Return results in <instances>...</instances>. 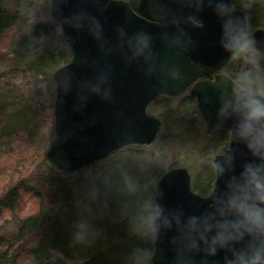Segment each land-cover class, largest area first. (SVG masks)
<instances>
[{
	"label": "water",
	"instance_id": "obj_1",
	"mask_svg": "<svg viewBox=\"0 0 264 264\" xmlns=\"http://www.w3.org/2000/svg\"><path fill=\"white\" fill-rule=\"evenodd\" d=\"M190 0H138L136 10L126 0H50L51 21H62L83 11L102 26L97 40L87 26L79 29L64 25L61 37L71 52L70 61L53 72L54 137L44 154L43 164L56 175H69L106 159L111 153L130 145H151L162 122L149 115L147 107L160 96L178 97L189 91L195 99L206 134L216 129L229 133L231 121L216 126L214 118L218 89L216 83L229 76L223 70L232 62L217 45L219 22L210 8L196 11ZM237 14L247 15L237 9ZM55 23V22H54ZM249 25V24H248ZM121 30L130 36L145 31L153 37V57L132 59ZM264 51V29L251 31ZM184 34L190 41L187 50L170 48L168 38ZM179 66L182 78H167L166 68ZM67 68L73 72L72 87L65 92L56 82ZM107 75L104 88L111 94H93L86 82L95 83ZM229 143V142H228ZM247 153L237 146V168ZM50 161H54L49 164ZM184 167L167 170L157 184L168 207H182L186 212L205 204L190 185ZM156 184V185H157ZM215 185V180L213 186ZM163 236L154 241L150 264H172L173 252ZM223 253L215 258L219 264Z\"/></svg>",
	"mask_w": 264,
	"mask_h": 264
},
{
	"label": "clouds",
	"instance_id": "obj_2",
	"mask_svg": "<svg viewBox=\"0 0 264 264\" xmlns=\"http://www.w3.org/2000/svg\"><path fill=\"white\" fill-rule=\"evenodd\" d=\"M251 3L252 0H241L242 8L250 7ZM188 6L196 11L212 10L219 22L216 41L219 49L226 61H239L242 65L240 71L216 83L214 118L216 126L232 122L229 143L214 151L208 160L215 185L207 193L203 206L197 205L190 213L182 207H168L157 184L146 197L138 218L130 221V231L152 241L167 235L174 254L172 264H217L215 258L221 253L219 264H264V72L260 70L264 51L258 47L246 16L237 14L234 0H190ZM54 22L58 33L68 24L76 29L87 26L97 40L103 35L99 22L83 11ZM120 34L127 36L124 30ZM152 42L153 37L145 31L127 36L130 57L150 60ZM189 42L182 33L168 38L169 47L180 51L187 50ZM166 74L172 81L182 78L177 65L167 67ZM72 82L73 72L67 68L56 86L67 92ZM106 82L104 74L95 83L86 82L84 86L107 99L111 90L103 87ZM237 146L248 156L239 168ZM75 235L86 241L79 230ZM135 255L138 261L147 264L154 251L137 249Z\"/></svg>",
	"mask_w": 264,
	"mask_h": 264
},
{
	"label": "rangeland",
	"instance_id": "obj_3",
	"mask_svg": "<svg viewBox=\"0 0 264 264\" xmlns=\"http://www.w3.org/2000/svg\"><path fill=\"white\" fill-rule=\"evenodd\" d=\"M46 4L47 0H0V11L14 15L17 13L29 23L43 26L49 21L52 22L49 19L50 15L44 12ZM254 29H257V26L251 31ZM55 34L54 31L48 38L55 37ZM16 35V26L6 29L0 35V198L11 189L17 190L18 195L12 209L0 212V255L4 253L5 247L13 243V235L21 220L36 214L39 210V200L30 187L34 181H46L50 178L45 177L49 175V170L43 164V159L54 137L55 93L49 89L47 79L41 76L32 77L29 72L11 70L8 59L10 55L6 52ZM238 66H242L241 62H238ZM260 70L264 72V59L261 60ZM184 96L183 94L174 97L168 102V106L164 102H160V105L166 107V110L176 108ZM164 99L165 97L162 98ZM192 101L196 104L194 98ZM156 111V114L152 111H148V114L160 120L161 118L157 117L160 115L159 109ZM198 115L200 114H193L192 119H196L193 125L202 129L198 130L199 134L201 132L206 134L202 118V124H198ZM167 124L166 127L162 126L151 145H130L121 148L87 169L69 175L77 181L84 182L88 195L98 197L106 192H113L118 198L132 196L133 202L141 207L161 174L174 167L187 169L193 190L192 185H195L198 179L207 178L210 169L208 160L213 153L210 148L212 141L210 136L214 132L205 135L204 144L207 147L204 148L199 134L189 136L184 142L179 141L172 130V123ZM218 138L217 133L215 139ZM228 142L227 131V134L224 132L223 140L216 152L227 146ZM59 179L66 178L58 177L55 182ZM64 213L66 216V209ZM123 213L125 214L124 211ZM73 227L81 229L80 224L78 227L73 224ZM11 246L7 248V256L2 258L0 264L39 263L30 249L21 242L13 243ZM40 261L43 264H80L65 262L56 251L46 252Z\"/></svg>",
	"mask_w": 264,
	"mask_h": 264
},
{
	"label": "trees",
	"instance_id": "obj_4",
	"mask_svg": "<svg viewBox=\"0 0 264 264\" xmlns=\"http://www.w3.org/2000/svg\"><path fill=\"white\" fill-rule=\"evenodd\" d=\"M235 2L237 9L246 13L250 30L256 26L264 29V0H252L251 6L247 8H242L241 0H234ZM44 12L49 14V0ZM12 26H16L17 35L6 52L10 55L8 59L11 70L29 72L35 78L45 77L49 89L53 92V72L71 59V52L63 41L61 33L56 31V24L49 21L48 24L40 26L29 23L17 13L14 15L0 11V35ZM54 31L55 37L48 38ZM238 62L232 61L226 67L225 72L228 76L240 71L242 66H238ZM184 95L176 108L168 107L169 110H166V107L160 105V102H164L168 106V102L174 98L168 96H164V100L163 97L157 98L147 107V112L155 113L156 109H159L160 115L157 117L161 118V122L164 121L162 126L166 127L167 122L172 123V130L175 133L173 134L177 140L183 142L191 135L197 136L198 130H202L193 125L196 120L192 119L193 114H199L196 104L192 101L193 98L189 94ZM198 116V124L201 125L202 120L200 115ZM213 132L210 136L212 140L210 148L214 152L219 148L224 132L227 134V131L217 129ZM217 133L219 138L216 140ZM205 135L207 136L204 132L198 135L204 148L207 147L204 144ZM48 174L45 176L50 177L48 180L32 183L30 189L39 200V210L36 214L21 220L13 235V243L21 242L30 249L31 254L39 260L38 264H43L40 261L42 256L51 251L59 253L65 262L72 263L143 264L135 255L136 250H153L154 241L140 238L130 231L129 223L138 218L141 209L139 204L133 202L132 196L118 198L113 192H106L94 197L88 195L84 182L77 181L71 176L72 174L64 177L50 171ZM54 177L66 179L55 182ZM213 181L214 176L209 169L207 178L198 179L192 188L196 193L206 196L213 187ZM4 195L0 198V212L4 209H12L18 196L15 189L9 190ZM73 224L77 227L81 225L79 231L86 237V241L75 235L77 229ZM8 247H5L4 253L0 255V261L7 256ZM147 264H150V260Z\"/></svg>",
	"mask_w": 264,
	"mask_h": 264
},
{
	"label": "flooded vegetation",
	"instance_id": "obj_5",
	"mask_svg": "<svg viewBox=\"0 0 264 264\" xmlns=\"http://www.w3.org/2000/svg\"><path fill=\"white\" fill-rule=\"evenodd\" d=\"M127 2H129V4H130V6L133 8V10H136V7H137V4H138V0H126ZM258 29V28H257ZM255 30V29H254ZM253 31V30H252ZM232 63V62H231ZM230 63V64H231ZM229 64V65H230ZM226 69V68H225ZM225 69L223 70V72L224 73H226L225 72ZM185 93H188L189 94V91H186ZM185 93H183V94H185ZM182 94V95H183ZM181 96V95H180ZM190 96V95H189ZM160 97H164V96H160ZM179 97V96H178ZM191 97V96H190ZM159 98V97H158ZM161 130V129H160ZM217 130V129H216ZM215 131V130H214Z\"/></svg>",
	"mask_w": 264,
	"mask_h": 264
}]
</instances>
